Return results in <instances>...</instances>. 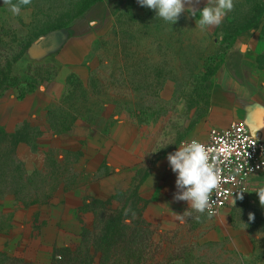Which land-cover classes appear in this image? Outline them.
Here are the masks:
<instances>
[{
    "label": "rangeland",
    "instance_id": "374dc122",
    "mask_svg": "<svg viewBox=\"0 0 264 264\" xmlns=\"http://www.w3.org/2000/svg\"><path fill=\"white\" fill-rule=\"evenodd\" d=\"M97 1L106 3L101 33L84 66L68 78L58 104L50 114L44 111L31 118L30 125L0 129V252L31 261L30 239L38 226L45 225L38 213L45 212L48 201L26 206L9 193L13 184L4 185L6 178L21 175L19 162L26 173L18 186L30 183L21 195L28 191L31 201L51 194L49 204H54L81 181V175L73 170L76 164L70 156L56 155L62 167L51 169L49 160L55 153L48 156V144L85 125L108 126L126 118L147 134L148 149L124 196L123 209L124 214L129 207L132 210L126 239L130 237L132 248L139 241L143 250L123 247L122 255L134 260L141 256V264H264V206L255 193L264 187V175L254 178L243 199L233 201L224 220L189 209L191 215L183 222L157 228L142 217L135 197L138 183L159 160L174 152L190 130L201 128L224 67L244 55L264 86V0H234V9L221 25L203 31L196 24L199 12L193 17L186 11L172 24L137 0H31L19 15L0 0V104L43 90L56 77L60 68L56 40L74 35L76 22ZM206 4L199 0L194 6L199 10ZM257 10L262 12L259 19ZM55 126L62 129L59 134L52 130ZM19 138L23 141L16 144ZM33 162L39 169L32 171ZM48 165L55 176L48 175ZM187 207L188 203L183 210ZM249 213L254 214L253 221ZM81 239L75 237L70 244ZM44 259L37 262L48 263V255ZM116 260L115 264H128L124 257Z\"/></svg>",
    "mask_w": 264,
    "mask_h": 264
},
{
    "label": "crops",
    "instance_id": "0c3cea01",
    "mask_svg": "<svg viewBox=\"0 0 264 264\" xmlns=\"http://www.w3.org/2000/svg\"><path fill=\"white\" fill-rule=\"evenodd\" d=\"M105 8L106 3L98 1L76 22L74 35L58 37V74L46 83L43 90L1 103V127H19L25 122L31 124V118L35 119L44 111L49 114L50 109L58 104L57 101L66 92L68 78L84 66L101 33L100 21ZM250 63L246 56L241 55L236 64L224 67L219 72L211 93L210 108L201 128L190 130L184 139H205L211 128L224 129L238 120L252 122L256 133L264 138L263 79L258 77ZM67 137L57 136L48 144V156L55 153V159H48L49 165L51 169L56 165L60 168L63 161L58 160L56 155L64 159L70 156L76 164L73 170L79 172L81 181L68 187L58 202H48L44 213H38L39 220L45 225L36 228L30 239L29 253L31 261L39 264L43 262L37 261H44L45 255H48L50 261L54 248L69 245L72 239L80 237L83 228L92 226L95 209L93 201L107 202L110 210L121 207L148 149L147 134L126 118L111 122L108 126L105 122L92 128L85 125L70 132ZM35 163L32 164L34 167ZM49 165L48 175L55 176L56 173L49 170ZM175 180L176 174L171 171L167 158H162L136 187L135 197L141 204L142 217L154 227L164 229L174 225L179 222L174 213L183 214L188 209L183 210L187 202L173 198L178 191ZM49 196L52 199V195ZM227 209L229 206L214 219L224 220Z\"/></svg>",
    "mask_w": 264,
    "mask_h": 264
},
{
    "label": "clouds",
    "instance_id": "9594fccd",
    "mask_svg": "<svg viewBox=\"0 0 264 264\" xmlns=\"http://www.w3.org/2000/svg\"><path fill=\"white\" fill-rule=\"evenodd\" d=\"M140 6L147 7L156 12V16L165 22L176 23L180 16L186 11L193 17L199 12L197 26L203 31L221 25L224 17L234 9V0H207L203 9H197L194 3L199 0H137ZM31 0H3V4L9 6L13 15H19L21 7L29 5ZM167 161L171 171L176 174L175 186L178 191L174 200L185 201L189 208L183 214H175V218L183 222L186 215H191L189 209L199 214H213V192L216 191L221 182V161L213 157L212 149L204 143L191 139L180 144L177 149L167 155ZM250 170H252L250 168ZM243 192L240 191L239 199H243ZM261 206H264V187L258 188ZM235 203V201H234ZM131 208L125 210L127 216ZM135 215V213H133ZM200 215L195 219L200 220ZM254 214L249 213V221L254 220Z\"/></svg>",
    "mask_w": 264,
    "mask_h": 264
},
{
    "label": "trees",
    "instance_id": "16d2710c",
    "mask_svg": "<svg viewBox=\"0 0 264 264\" xmlns=\"http://www.w3.org/2000/svg\"><path fill=\"white\" fill-rule=\"evenodd\" d=\"M95 3H93L92 5H94ZM89 8H87L86 11ZM257 13H260L258 19L261 18L262 12L260 10H257ZM52 109L54 108H51L50 111H52ZM23 125H30V123L25 122ZM0 129L3 132H6L3 127ZM61 130L62 129L58 128V126L54 127V131L56 132H61ZM22 141L23 139L19 138L16 141V144ZM19 163L21 164V168H19L21 175L17 177L12 176L10 178H6L5 182L3 181L6 187L9 184H13L12 192L9 191V193H12L17 198L22 199V201L26 203V206L32 204H38V203L39 204L47 203V201L49 202L50 200L49 195L48 198L45 197L34 198V200L31 199V201L27 200V197L29 196L28 191L25 194L21 195L23 193V190H25L27 187L29 188L30 183L28 181L27 183L18 186L19 182L20 181L23 182V179H25V177H23L22 172L24 171L26 173V169L23 163L22 162ZM37 173L38 172H36V174ZM32 178H33V174L28 176L29 180ZM19 179L20 181L18 182ZM42 184L43 183L41 181V185ZM92 203H93L92 206H94L95 208L93 210L94 221L91 227L83 228L80 234V237L82 238L81 241L79 243H74V244H69L54 248L50 262L43 264H96V263L115 264L116 262H119L118 260H116L119 256L124 257L125 262L128 264L131 262L133 264H141L142 262L140 260L141 256H138V259L134 260L130 256H123L121 252L123 247L126 249L135 250L138 253L143 250L141 247H139L141 246L139 245V241L138 243L136 242L134 248H132L130 244V240H131L130 237L126 239L127 235L125 233L130 231L127 228V224H126L127 216L123 213V209L127 204V200L126 199L122 200V203L120 205L121 207L113 210L107 208V204H108L107 202L93 201ZM2 227L3 226H1L0 224V234L3 231ZM135 230L136 229L134 228L133 231ZM129 235H132V233L130 232ZM125 239L127 242L125 241ZM0 264H39V263H35L33 261H26L23 258L10 255L7 252H0Z\"/></svg>",
    "mask_w": 264,
    "mask_h": 264
},
{
    "label": "built area",
    "instance_id": "2783aa9c",
    "mask_svg": "<svg viewBox=\"0 0 264 264\" xmlns=\"http://www.w3.org/2000/svg\"><path fill=\"white\" fill-rule=\"evenodd\" d=\"M191 139L210 147L213 157L221 161L222 182L213 192L215 204L210 216L217 217L233 200L239 199L240 191H245L243 196L249 193L255 177L264 175V141L252 134L246 120L235 121L224 129L213 127L207 138H189L181 143Z\"/></svg>",
    "mask_w": 264,
    "mask_h": 264
},
{
    "label": "water",
    "instance_id": "95a60500",
    "mask_svg": "<svg viewBox=\"0 0 264 264\" xmlns=\"http://www.w3.org/2000/svg\"><path fill=\"white\" fill-rule=\"evenodd\" d=\"M246 121H247V123H248V125H249V127H250V129H251L252 134H253L254 136H256L257 138H259L260 140H263V141H264V138H262L258 133H256V131H255V129H254V126H253L252 122H250V121H248V120H246Z\"/></svg>",
    "mask_w": 264,
    "mask_h": 264
}]
</instances>
